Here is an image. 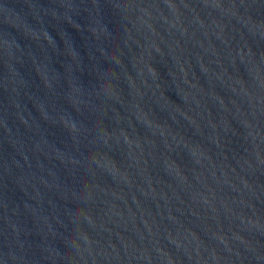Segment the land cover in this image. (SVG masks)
I'll use <instances>...</instances> for the list:
<instances>
[{"label":"water","instance_id":"obj_1","mask_svg":"<svg viewBox=\"0 0 264 264\" xmlns=\"http://www.w3.org/2000/svg\"><path fill=\"white\" fill-rule=\"evenodd\" d=\"M0 264H264V0H0Z\"/></svg>","mask_w":264,"mask_h":264}]
</instances>
